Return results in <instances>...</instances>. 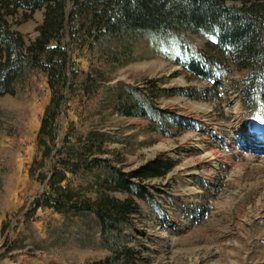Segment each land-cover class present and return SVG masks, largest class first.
<instances>
[{"label":"rangeland","instance_id":"374dc122","mask_svg":"<svg viewBox=\"0 0 264 264\" xmlns=\"http://www.w3.org/2000/svg\"><path fill=\"white\" fill-rule=\"evenodd\" d=\"M43 20L41 11L27 22L21 13L8 18L27 46ZM213 38L192 31L166 38L135 33L92 47L79 33V45L70 47L77 74H68L59 140L46 155L37 135L51 98L46 76L28 71L15 96L0 97V264H264V145L256 148L250 137L264 133V108L243 105L246 72L225 69L208 81L183 66ZM128 106L138 116L128 117ZM152 110L186 126L176 124L166 136L158 131L163 117ZM157 158L173 161L175 169L146 183L151 201L135 199L136 213L109 243L91 214L34 206L46 182L59 180L55 166L72 171L79 202H95L98 175L127 174ZM125 248L133 259L124 257Z\"/></svg>","mask_w":264,"mask_h":264},{"label":"trees","instance_id":"16d2710c","mask_svg":"<svg viewBox=\"0 0 264 264\" xmlns=\"http://www.w3.org/2000/svg\"><path fill=\"white\" fill-rule=\"evenodd\" d=\"M72 2L70 6L69 0H0V97L15 96L28 71H40L46 76L51 98L37 134L38 141L43 142L44 155L52 151L51 141L59 140L61 128L58 116L69 102L68 74L73 72L76 75L78 70L77 59H74L73 53L71 55L70 47L79 45L77 36L83 32L84 36L88 35L93 40L90 42L92 47L101 40L135 33L166 38L182 31H192L212 36L213 40L206 44L200 57L191 58L183 64L186 71L196 79L208 81H214L225 69L246 72L241 82L243 105L248 110L264 108V0ZM40 11L44 20L37 28L38 37L27 46L24 37L11 30L8 18L21 13L23 22H27ZM86 45L89 46L88 43ZM74 55L77 57V54ZM125 113L128 117L138 116L136 110L129 106ZM152 113L163 117L160 121L162 130L158 131L166 136L170 135V127L176 124L180 128L186 126L174 115L158 110H152ZM141 115L154 121L155 115L148 112ZM45 136L49 141L44 139ZM69 140L67 136L64 143ZM87 145L83 147L90 150ZM53 151L60 152L56 146ZM175 167L173 161L157 158L127 174L111 171L108 175H98L97 200L79 202L74 193L77 188L71 187L74 183L72 171L63 172L55 166L54 175L61 173L59 180L56 183L55 179H48L43 198L35 201L34 206L38 210L47 209L65 216L91 214L97 220L102 240L109 243L111 236L127 226L131 215L136 213L138 206L135 199L151 201L146 183L164 178ZM60 191L66 195L67 202L60 201ZM111 192L130 197L119 201L110 197ZM122 254L128 261L133 259L132 252H127L126 248ZM103 264H109V261Z\"/></svg>","mask_w":264,"mask_h":264},{"label":"bare ground","instance_id":"6f19581e","mask_svg":"<svg viewBox=\"0 0 264 264\" xmlns=\"http://www.w3.org/2000/svg\"><path fill=\"white\" fill-rule=\"evenodd\" d=\"M257 139L261 140V142H264V133H259L255 135Z\"/></svg>","mask_w":264,"mask_h":264}]
</instances>
